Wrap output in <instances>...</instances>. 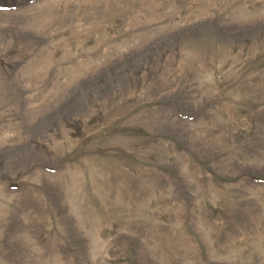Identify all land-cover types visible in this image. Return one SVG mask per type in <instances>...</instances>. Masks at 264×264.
Instances as JSON below:
<instances>
[{
  "label": "rangeland",
  "instance_id": "1",
  "mask_svg": "<svg viewBox=\"0 0 264 264\" xmlns=\"http://www.w3.org/2000/svg\"><path fill=\"white\" fill-rule=\"evenodd\" d=\"M0 264H264V0H0Z\"/></svg>",
  "mask_w": 264,
  "mask_h": 264
}]
</instances>
